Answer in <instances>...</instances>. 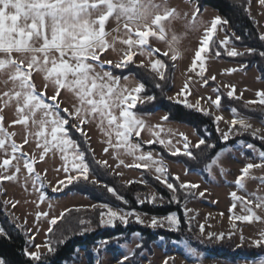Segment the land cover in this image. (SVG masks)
<instances>
[{"label":"snow or ice","instance_id":"6c2138e0","mask_svg":"<svg viewBox=\"0 0 264 264\" xmlns=\"http://www.w3.org/2000/svg\"><path fill=\"white\" fill-rule=\"evenodd\" d=\"M190 2L194 5V13L202 15L205 9L198 4V0H190ZM259 2L264 5V0H259ZM247 7H251L250 2ZM160 9L161 5L155 3L154 0H0V54L3 56L0 58V74L9 76L15 85L11 92L4 93V96L8 97L4 104L7 106L9 101L15 98L20 115L17 123L27 125L31 119L33 125L39 129L36 135L42 140L43 151L47 153L50 148L58 149L63 155L65 176L58 180L57 186L52 188L53 192L60 190V186L68 187L74 182H90L106 189L124 205L129 204L117 188L110 186L107 182L101 183L99 179H90V174L93 177L123 175L122 172L114 169L107 159H98L97 153L89 145L91 138L86 126L98 121L109 137L108 147H114L117 150V159L122 155L133 157V163L124 165V161L120 160V164L128 168L143 169L145 176L149 175L150 169H154V179L170 192L167 202L181 203L177 195L179 192L183 196L185 216H187L191 211L187 209L189 199L197 195L203 197L207 189H201V185L196 182L182 181L179 175L171 176L165 158L160 156L155 159L150 149L147 151L143 149L145 142L136 139L145 129V122L134 109H137L138 102L141 104L158 103L160 96L177 104H183L186 108H194L205 116L211 117L216 131L221 134L220 138L223 143H227L230 137L248 133L264 144V131L253 128L248 118L239 113L236 107L230 109L234 117L230 121L226 120L224 115L216 114L223 111L222 98L225 93L220 86L213 87L208 96H199L194 103L189 101V96L193 93L187 82L175 96L167 94V84L173 79V74L169 71V64L162 57H167L168 52L160 53L159 49H153L150 44V38L164 39V22L173 15L170 10L165 9L161 12ZM110 19L117 23L114 32L121 33V29L123 30V38L119 39V43L125 48L117 61L108 60L107 57L101 58L109 48L116 51L117 39L113 37L109 40L112 33L106 31ZM230 23L229 19L217 15L205 25L204 38L200 41V47L195 52V60L192 63V70L195 71L198 66L197 62H199L201 67L198 75L205 86L208 85L209 80L203 76L205 59L202 54L212 51L217 57L225 54L235 58L243 57L247 53L264 58V50L256 48H246L243 52L237 50L235 42L241 41L242 37L235 32L227 35ZM218 30L226 33L225 39H214ZM258 38L264 42V34H260ZM13 54L19 55L14 58ZM137 54L149 58L156 54L157 58L149 59L146 65L143 60L137 62ZM177 55L178 53H174L170 59L175 61ZM106 64L111 67L106 69ZM133 64L140 69L136 73L138 79L135 83H132V76L126 75L123 71L119 75L113 74L116 69H129ZM242 67L246 68L247 65ZM97 68L100 72L96 71ZM33 69L42 73L44 79L52 86L51 94L42 90L47 88L48 84L41 85V89L37 88L33 82ZM231 71L235 72L237 69L233 68ZM210 79L215 81L216 76L213 75ZM122 80L125 83L122 84ZM130 83L132 86H129ZM149 83L154 89L160 90L159 96L148 91ZM223 88L229 89L226 92L228 98L241 100L243 94L238 95L234 85L224 84ZM62 90L72 93L78 99L79 103L74 105L71 111L67 106L61 107L64 103ZM256 97L245 101L244 107L255 104L264 105V89L257 91ZM201 100L209 107H202ZM38 112L40 113L39 119L36 118ZM3 120L4 116L0 115V150H3L4 155L9 158H5L0 163V169L4 170L0 172V181H13L17 179L16 173L21 170V160L30 174L35 171L34 161L31 158L25 159L27 152H20L21 146L17 145L14 140L9 143L14 134L6 131L3 127ZM162 120L171 123L170 115L167 113L163 115ZM221 121L229 125L226 131L221 130ZM157 127L159 132L164 131L162 127ZM73 132L79 133L82 140H77ZM159 132L153 131V139L147 143H159L170 151L171 156L182 155L198 160V157L205 155L208 149L216 148V145L210 143L205 137L199 138L198 142L193 144L187 135L182 134V139L178 141L183 145V151H181L173 145L170 139H161ZM168 133L171 135L172 130L168 129ZM113 134L117 138L116 144L112 143ZM108 147H102L101 150L107 153ZM8 148L11 149V153L8 152ZM192 149H199L200 152L195 153ZM244 149L250 150L255 156L246 157L248 162L245 163L235 180V184L241 189L245 187L242 182L249 175L250 170L264 169V149L258 148L255 143L239 142L236 150L244 155ZM224 151L221 149L210 158V163L206 164L205 170L209 174L214 165H221ZM18 152H20L19 156H17ZM256 158L259 162H253ZM13 161H16V164H13ZM9 169H14V173L7 174ZM220 171L223 174L225 169L221 167ZM193 174L199 175L200 172L194 171ZM35 180L40 182L41 189L45 187L38 173ZM142 182L151 187L148 180ZM126 183L131 184L133 181ZM260 183L264 184V179ZM231 195L234 201H239L244 205L248 213L232 216L234 223L238 220L249 224L253 221L264 224V196L252 193V198L245 200L235 191ZM39 199L41 201L46 199L43 191ZM136 199L141 206L145 203L158 206L165 202L164 197L156 192L145 193L143 197L137 195ZM0 207L7 215L10 225L27 237L23 254L36 264H48L49 258L57 253L58 245L64 244L69 237L84 235L93 230V222L90 218H85L83 215H69L73 212L69 209L68 212H62L58 217L52 216L48 220L51 226L47 231L55 237V240L50 239L43 245L34 244L35 232L39 231V224L31 232L22 225L19 218L9 211L10 208L17 207V202L4 199L0 201ZM92 207L96 208L97 205ZM98 207L106 209L99 213L98 227L115 228L117 224L126 227L129 223L135 222L154 230L158 228L173 232L183 230L182 218L176 213H170L164 217L151 216L146 221L144 218L146 214L140 211L125 210L123 207L110 206L108 203H102ZM231 207L235 209L236 204L233 203ZM74 211L81 213L80 208ZM42 217L48 218L49 213H37L36 220L40 222ZM191 219L189 217L188 231H192ZM60 220H65L68 226L57 235L52 226H56ZM199 234L198 238L203 237L209 242L226 238L223 233L205 232L203 224L199 225ZM0 238L11 239L9 230L3 225H0ZM228 238H231V235ZM160 239L163 240V237ZM240 240V246L248 243L249 247H255L264 252V229H261L258 235L250 241L241 233ZM201 242L203 243V239ZM108 244L109 241L104 240L100 247ZM29 245L36 250H30ZM41 247L47 249V257L42 256L39 251ZM137 247L142 251V243ZM188 254L197 258V264H203L204 254L199 250L189 247ZM136 255L134 251L123 252L118 247L115 264H135L133 257ZM169 261L175 264V257L171 255L165 257L163 264H169ZM0 264H7V261L0 257ZM246 264H253V262L246 261ZM259 264H264V260H260Z\"/></svg>","mask_w":264,"mask_h":264},{"label":"rangeland","instance_id":"374dc122","mask_svg":"<svg viewBox=\"0 0 264 264\" xmlns=\"http://www.w3.org/2000/svg\"><path fill=\"white\" fill-rule=\"evenodd\" d=\"M251 7L249 12L251 17L256 21L260 34H264V5H261L259 0H249ZM155 3L161 5L160 11L165 9L170 10L173 15L169 17L165 24V36L163 40L158 38H150V44L152 48L159 49L161 53L168 52V56L171 57L174 53H178L175 60L176 70L174 78V86L170 96L181 90L182 86L187 82L193 95L189 96L190 102H195L199 96H208L212 92V86H205L203 80L198 73L200 72V65L197 62V68L195 71L192 70V63L195 60V52L200 47V41L204 38L206 32L205 25L209 24L210 21L218 14L213 9L206 8L202 15L194 13V5L190 0H154ZM117 28V23L114 20L108 22L106 31L112 33L109 37L111 40L113 37L117 39L116 51L109 48L102 54V59L107 57L108 60L117 61L120 59L122 50L125 48L124 45L119 43V39L123 38L121 33H116L113 30ZM219 40H223L226 37V33L223 30H218L216 34ZM238 51L243 52L244 49L238 48ZM14 58L19 54H13ZM204 55L205 62L203 67L205 69L203 76L211 77L216 76V82L221 88L227 92L229 89L223 88L224 84L234 85L237 89V94H243L242 99L247 101L248 99H255L257 91L264 89V81L259 79L258 72L254 67L250 69H244L242 65L225 62L211 57L208 54ZM0 58H3L0 54ZM156 54H153L151 58L141 56L137 54V62L143 60L145 64H148L149 59H156ZM107 65V64H106ZM105 65V66H106ZM26 67V66H25ZM236 68L237 71L232 72L231 70ZM100 72V69H96ZM33 72V82L37 85L38 89H41V85L48 84L44 79L42 73H38L35 69ZM132 76V75H131ZM132 83H135L136 79L132 76ZM121 83H125L123 80ZM132 83L129 86H132ZM15 87L14 83L9 76L0 74V115L4 116L3 127L9 133L14 135L11 137L9 143L14 140L17 145H20V152H27L25 159L31 158L34 161L33 173H29L28 170L23 166V160L20 161V172L16 173L17 179L13 181H0V194L2 200L8 199L10 201L17 202L15 209H9L15 216L19 218L22 225L30 230H35L39 224V231L35 232L34 244L43 245L46 243L47 229L50 227L48 220L52 216H59L62 212L76 207H92L93 203L86 197L79 195H67L60 198H49L44 192V188L39 187L40 182L35 180V176L38 173L41 179L44 181V185L47 186L51 191L53 187L57 186L58 180L63 179L65 173L63 168L65 161L63 155L58 149H49L45 153L42 149V140L36 135L39 130L36 125H33L32 120L29 119L27 125L17 123L20 119V115L17 111V105L15 98L9 101L8 105L5 106L4 101L8 100V97L4 96L5 92H11ZM47 93L51 94L52 86L48 84V87L42 89ZM61 95L63 96L64 103L61 107L67 106L71 111L74 105H77L78 99L70 92L62 90ZM59 102V101H57ZM201 106L208 108L209 106L200 101ZM216 114H222L226 120L234 118L230 112V109L223 108L222 112ZM164 113L158 112L154 115H139L145 122V129L141 132L140 138L147 143V141L153 139L152 132H159L160 126L164 129L163 132H159L160 138L168 140L170 139L175 145L183 151L182 143H178L182 139V134L187 135L191 142L195 144L198 142L199 137L195 133L194 129L178 124V123H167L162 120ZM37 119L40 118V113H37ZM253 128H259L264 131V120H254L248 118ZM87 130L90 136V144L92 149L97 153L98 159H107L109 164L114 169L123 173L122 180L127 181H142L141 173L135 168H128L124 165L133 163V157L122 155L117 159V150L114 147H108V139L104 128H102L99 122H92L88 124ZM229 125L224 121L220 122V128L222 131H226ZM168 129L172 130V134L168 133ZM221 135V134H220ZM234 137V136H233ZM232 138V137H230ZM112 143H117L115 134L111 137ZM27 141V143H25ZM238 146V145H237ZM236 146V147H237ZM102 147H108V152L105 153L101 149ZM234 148H227L224 151L221 165H214L211 170V174L207 171L209 178L205 181L201 174L196 175L188 173L186 168L181 163H171L165 161L167 169L173 176L179 175L182 181L196 182L201 185V189H207L203 197L197 195L195 200L187 203L188 212L186 216L189 223V217H191V225L194 226L199 234V225L203 224L205 232L223 233L225 237L233 235L236 245H241L240 235L241 233L249 238V241L258 235L261 229H264V224L259 221H253L251 224L243 221H235L231 219L232 216L246 215L248 214L244 205L239 201H234L231 193L235 191L238 196L244 197L245 200L252 198L251 194L256 193L257 195L264 196V184L260 181L264 179V169H252L249 175L242 182L245 187L239 188L235 184V180L241 173V169L245 163L248 162L247 158H253L255 154L250 150L244 149V155H241L239 151ZM250 151L251 155L247 154ZM8 152L11 153V149L8 148ZM17 153V156L20 155ZM155 159L160 156L156 151H152ZM170 152V151H169ZM5 158H9L4 155L3 150H0V163ZM120 160L124 161V165L120 164ZM253 162H259L258 158L254 159ZM16 164V161H13ZM223 167L225 172L222 174L220 168ZM0 169V172H3ZM151 173L155 175L154 169H150ZM14 169H9L7 174H13ZM187 173V175L185 174ZM60 186L59 192L63 189ZM41 191L44 192L46 199L41 201L39 199ZM53 192V191H52ZM155 192L150 190V193ZM236 204V208L232 209V204ZM251 207V205H249ZM106 211V209H104ZM184 211L186 208L184 206ZM48 212V218H41V221L36 220L37 213ZM259 214V210H257ZM223 213V215H221ZM151 216L145 215L144 218L147 221ZM140 236L134 235L131 240L127 243L119 245V250L128 252L129 250L134 251L139 244ZM216 240L215 242H218ZM244 245L249 246L248 243ZM30 250H36L30 245ZM192 247L185 241L166 243L164 240H160L157 243L152 244L153 255H149L147 252H143L139 258L140 264H163L165 257L171 255L175 257V264H197V258L188 254V248ZM193 248V247H192ZM42 255L47 253V249L41 247L39 249ZM95 252V264L99 260V264H115V256L105 250L104 247L97 246L94 248ZM200 252V251H199ZM202 253V252H201ZM80 256L76 258L73 264H88L83 256L82 251L79 253ZM204 254V253H203ZM260 260H264V257L257 260H243L237 263H231L227 261H221L216 258H212L203 255V264H246V261H252L253 264H259ZM172 264V261H169Z\"/></svg>","mask_w":264,"mask_h":264},{"label":"trees","instance_id":"16d2710c","mask_svg":"<svg viewBox=\"0 0 264 264\" xmlns=\"http://www.w3.org/2000/svg\"><path fill=\"white\" fill-rule=\"evenodd\" d=\"M249 2V0H198V4L203 9H213L218 12L221 17L229 19L231 23L227 35L235 32L237 35L242 37L241 41L235 42L236 47L242 48L244 51L246 48L264 50V42H261L258 38L260 31L257 23L251 17L249 7H247ZM214 39H218L217 36L214 37ZM207 54L215 59L223 60L225 62L242 66L247 65L244 69L254 67L258 72L259 79L264 81V58H261L259 55L246 53L243 57L233 58L228 57L225 54H221L217 57L212 53V51H209ZM162 58L169 64V71L173 74V79L168 82L166 88L167 94L169 95L174 86L176 65L175 61H172L169 56ZM110 67V65L105 66L106 69ZM122 71L126 75L130 74L134 76L135 79H138V77H136V73L139 72L140 69L133 64L129 69H116L113 74L119 75ZM204 77L208 78V85L212 87L220 86L216 81H212L209 77ZM221 90L225 93L222 98L223 108L231 109L232 107H236L237 111L247 118L259 121L264 120V111H261V109H264V105L255 104L244 107L245 100L241 98V100L237 101L235 99L228 98L226 96V92L222 88ZM148 91L158 96L160 93V90L154 89L151 83L148 84ZM134 111H136L138 115H154L160 111L167 113L170 115L171 123L189 126L194 129L199 138L205 137L210 143H214L216 148L208 149L205 155L198 157V160H192L182 155L171 156L169 150L159 143L143 144V149L145 151L150 149L151 151H156L159 156H163L165 161L171 163H181L186 168L188 173L199 171L205 181H208L209 178V175L205 170L206 164L210 163V158L221 149L225 150L227 148H234L241 141L255 143L258 148L264 149V144L255 140L248 133L234 136L230 138L227 143H223L220 138V133L216 131L215 124L213 123L211 117L205 116L202 112L197 111L194 108L189 109L183 104H177L174 101H169L163 96L159 97L158 103L145 102L141 104L138 102L137 109H134ZM73 135L77 140H82L79 133L73 132ZM136 139L142 140L140 137H137ZM89 145L91 146L90 141ZM201 147L203 148L204 146ZM192 150L195 153L200 152L199 149ZM247 154L251 155L250 151H247ZM136 170L141 173L142 181L148 180L151 187L146 186L142 181H133V183L127 184L122 180L121 176L108 175L103 177H93L90 174V179H99L101 180V183L107 182L110 186L117 188L123 197L129 201L128 205H124L121 201L116 200L112 194L108 193L103 187L93 185L90 182H74L73 184L68 185V187H64L59 192H52L47 186L44 187V192L49 198H60L73 194L86 197L93 203V205H97L96 208L76 207L81 209V213H75L74 210L76 208H70L73 212L69 213V215H83L85 218H90L93 222V230L85 233L84 235L71 236L64 244L58 245L57 253L49 258L48 264H73L76 258L80 256L79 253L81 251L88 264H95L96 257L94 248L101 245L102 241H109V244L105 246V250L115 256L119 245L129 242L132 236L136 234L140 236L139 244L142 243L143 248L142 251L139 247L135 248L134 252L137 253V255L133 257L135 264H140L139 258L143 252L153 255L152 244L159 242L161 237H163V240L166 243H171L173 241H185L193 248H196L209 257L231 263H237L243 260H257L264 257V252L260 249L249 247L247 245H236L233 235H231V238H228L227 236L224 240H219L218 242H209L203 237L198 238V231L194 226H192V231L187 230L188 221L185 216L183 196L178 192L177 195L180 197L181 203H168L167 201L170 197L169 190L160 185L159 182L154 179V175L151 171L149 170V175L145 176L143 175V169ZM168 172L171 174L169 170ZM171 176L173 175L171 174ZM151 189L163 196L165 202L158 206H152L147 203L143 206L138 204L136 199L137 195L143 197L145 193H150ZM195 199L196 197L190 198L188 202ZM0 201H2L1 194ZM102 203H108L110 206L114 207L120 206L125 210L140 211L148 216L164 217L170 213H176L182 218L183 230L181 232H173L164 228L154 230L135 222L129 223L126 227L120 224H117L115 228L98 227L99 213L104 211V209L98 207V205ZM68 210L64 212H68ZM0 225L6 227L11 234V239L0 238V257L4 258L7 261V264H36V262L29 260V258L23 254V248L25 247L27 237L10 225V221L2 207H0ZM24 226L26 227V225ZM66 226L68 225H66L65 220H60L56 226L52 227L58 235L60 231H64ZM50 239L55 240V237L51 236V234L47 232L46 242ZM202 239L203 243L201 242ZM42 256L47 257L48 252Z\"/></svg>","mask_w":264,"mask_h":264},{"label":"crops","instance_id":"0c3cea01","mask_svg":"<svg viewBox=\"0 0 264 264\" xmlns=\"http://www.w3.org/2000/svg\"><path fill=\"white\" fill-rule=\"evenodd\" d=\"M164 113V112H163ZM165 114V113H164Z\"/></svg>","mask_w":264,"mask_h":264}]
</instances>
